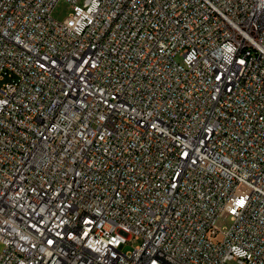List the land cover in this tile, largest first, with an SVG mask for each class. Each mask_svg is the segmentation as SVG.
Returning a JSON list of instances; mask_svg holds the SVG:
<instances>
[{
	"label": "built area",
	"instance_id": "1",
	"mask_svg": "<svg viewBox=\"0 0 264 264\" xmlns=\"http://www.w3.org/2000/svg\"><path fill=\"white\" fill-rule=\"evenodd\" d=\"M57 1L0 0V264H264V0Z\"/></svg>",
	"mask_w": 264,
	"mask_h": 264
},
{
	"label": "rangeland",
	"instance_id": "2",
	"mask_svg": "<svg viewBox=\"0 0 264 264\" xmlns=\"http://www.w3.org/2000/svg\"><path fill=\"white\" fill-rule=\"evenodd\" d=\"M77 2L81 3L82 0H77ZM71 11H72L71 2L67 0H58L51 12V15L56 20L62 21L69 15ZM238 190L246 195L251 194V188L245 184H239ZM215 223L221 230L226 229L231 223L230 215L227 212L222 211L221 213H219L218 217L216 218ZM136 243L137 240L134 239L132 241L127 242V244L123 245L122 248L124 251H127L131 249L132 245ZM2 247L3 245L0 243V251L2 250ZM230 264H236V263L232 261L230 262Z\"/></svg>",
	"mask_w": 264,
	"mask_h": 264
}]
</instances>
